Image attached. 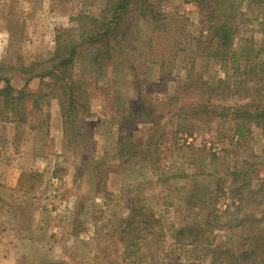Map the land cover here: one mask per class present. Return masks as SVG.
<instances>
[{
    "label": "rangeland",
    "instance_id": "obj_1",
    "mask_svg": "<svg viewBox=\"0 0 264 264\" xmlns=\"http://www.w3.org/2000/svg\"><path fill=\"white\" fill-rule=\"evenodd\" d=\"M107 2L0 0V66L48 61L57 38L78 34L70 30L74 19L99 18ZM151 3V18L167 33H154L150 18L135 12L113 58H102V44L80 41L71 72L92 93L90 117L79 116L73 132H65L57 99L36 119L50 111L49 135L35 121L0 124V147L18 143L26 164L18 181L0 184V260L12 256L4 243L24 230L30 243L15 264H264V127L237 115L264 111V7L235 1L246 16L235 19L240 57L227 71L211 55L220 46L211 17L228 9L222 0ZM186 75L231 84L227 100L215 96L206 107L209 122L188 120L191 134L177 133L185 109L206 97L187 88ZM11 77L15 88L24 86L26 77ZM125 137L131 140L121 152ZM33 153L47 163L42 170H28ZM131 247L136 254L124 257Z\"/></svg>",
    "mask_w": 264,
    "mask_h": 264
},
{
    "label": "trees",
    "instance_id": "obj_2",
    "mask_svg": "<svg viewBox=\"0 0 264 264\" xmlns=\"http://www.w3.org/2000/svg\"><path fill=\"white\" fill-rule=\"evenodd\" d=\"M235 1L236 0H222V3L228 7V9H223V11L217 12L215 17H211V19L215 18V24L213 25L214 34L220 41L219 50L213 51L211 55L220 58V63L227 71L229 63L234 65L240 57L239 53L234 50L236 37V30L234 28L235 19L237 16H240L241 22H244V16H246L244 13L235 11ZM244 1L254 3L259 7H264V0H241V2ZM151 5V0H108L99 18L78 15L74 19L78 26L70 30L78 34L74 35V39L70 41L66 39L61 40L60 37L59 39L57 38L55 51L48 61L33 63L30 66L23 65L18 68L0 66V83L2 82L5 84L0 88V124L25 126L35 121L34 123L37 127L46 126V133L49 135L48 123L51 116L50 111L47 110L48 112L44 120L38 119L37 121L36 119L37 115L43 113V107L45 108L47 106L49 108L50 101L57 99L61 107L65 132L68 129L73 132L74 130L72 129L76 125L77 119L79 120L85 113H87L85 115L86 118L90 117L88 115V105L90 93H92L91 85L85 81L74 79L71 72L72 67L76 63V57L80 55V53H78L80 41L82 40L84 44L95 46L102 44L105 50L102 58L107 60L113 58V53L120 52L119 47L123 46L126 42L131 29V20L133 19L131 14L135 12L138 13L139 16L150 18L151 23H153L154 33L166 32L164 28L165 25L162 24L161 19L158 17L151 18L155 11ZM179 27L180 24H178V29H180ZM177 32H179V30ZM72 36L73 35H71V37ZM176 43L177 41L171 43L173 49ZM174 57L175 55L172 56V59H175ZM47 65H50L49 69H43L39 73L34 74V71L44 68ZM8 72L10 74H7ZM13 72L19 73L24 78L26 77L22 88L17 89L12 85L11 81L13 77H11V75ZM34 80H39L40 83V87L37 91H33L31 88V83ZM260 81L261 80H259V82ZM243 83L245 84L246 81ZM184 84L187 88L193 86L197 90H201L204 98L206 97L203 104L191 105L188 109H185V114L182 119L183 123L179 125L180 127L177 133L182 132L191 134L190 127H188V120L193 121V119L201 118L203 119L202 121L205 120L209 122L212 115L210 110L206 107L212 105L215 96L220 97L221 95L223 96L221 100H225L231 84L228 80H219L216 82L206 80L195 81L193 75H186ZM87 93H89V95ZM234 114H236V112H234ZM237 115H244L264 127V111L256 114L238 112ZM182 116L183 115H179L177 117L181 118ZM159 128V126H155L154 129L150 131L148 137H150L153 131H157ZM90 135L91 132H89L86 138L90 139ZM80 137L82 138V135H79V137L75 139V142H70L69 140V144L76 145L78 143L77 139H80ZM130 140L131 137H125L123 143H120L121 152L124 151ZM132 146L136 151L142 149L133 141ZM96 170L97 168L95 171ZM144 231L147 232V230ZM135 248L131 247L130 250L128 248L127 252L129 250L130 253H125L126 256L124 257L136 254L137 249Z\"/></svg>",
    "mask_w": 264,
    "mask_h": 264
},
{
    "label": "crops",
    "instance_id": "obj_3",
    "mask_svg": "<svg viewBox=\"0 0 264 264\" xmlns=\"http://www.w3.org/2000/svg\"><path fill=\"white\" fill-rule=\"evenodd\" d=\"M0 61H1V58H0ZM2 128H3V125L0 126V130H2ZM10 140H11V138H10ZM1 143H5L3 141V139L1 140ZM6 144H7L6 146L0 147V149H1V152H0V184L2 186L7 185V183L10 182V180L14 179V178H15V182H16V180L18 181V177L20 176L21 172L25 168L24 166L26 165L22 161H20V157L25 155V154H23L20 151L18 143L17 144L14 143L13 140H11V141L7 140ZM40 157H41L40 155H37V157H36L33 153V155H32L33 159L31 161V165L28 168V170H30V171L42 170V168H43V166H45L44 164L46 162H44L43 159ZM12 172H15V173H12ZM39 172H41V171H39ZM26 198H28V197H26ZM29 215L33 216V222H35L34 220L36 219L37 212H35L34 208H31V212L29 213ZM24 229L26 230V228H24ZM35 230H36V226L34 223L33 227H32V232H35ZM23 231L24 230H20V233L18 234L17 238L14 239L15 236L12 237L11 236L12 234L10 235V230L7 228L6 233H7V235H10L9 237H12V238L8 239L7 242L4 243V248L10 249L12 256L9 255V258H7L5 260L3 258L4 261L0 260V262H3V263L5 262L7 264H15L21 259V257H23L20 255L21 250H19V249L21 247H24L25 245L29 246V243H30L29 242L30 240H26V241L23 240V237H22ZM12 242H13V244H10ZM7 243H8V245H7ZM16 251H17V254H16Z\"/></svg>",
    "mask_w": 264,
    "mask_h": 264
}]
</instances>
